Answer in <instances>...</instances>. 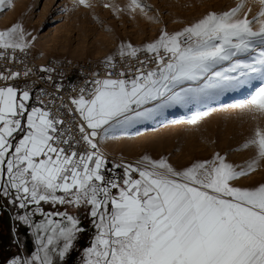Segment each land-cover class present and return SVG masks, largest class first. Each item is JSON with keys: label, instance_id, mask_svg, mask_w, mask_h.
I'll return each instance as SVG.
<instances>
[{"label": "rangeland", "instance_id": "obj_1", "mask_svg": "<svg viewBox=\"0 0 264 264\" xmlns=\"http://www.w3.org/2000/svg\"><path fill=\"white\" fill-rule=\"evenodd\" d=\"M0 45L39 62L166 47L175 65L162 95L105 81L85 105L109 178L47 191L0 146V264L264 257V0H0Z\"/></svg>", "mask_w": 264, "mask_h": 264}, {"label": "built area", "instance_id": "obj_2", "mask_svg": "<svg viewBox=\"0 0 264 264\" xmlns=\"http://www.w3.org/2000/svg\"><path fill=\"white\" fill-rule=\"evenodd\" d=\"M174 67L166 47L115 52L103 59L39 62L29 49L0 45V89L31 95L45 115L49 146L71 163L98 153L97 139L82 117L103 82L112 81L126 91L155 89L162 95L170 87ZM41 159L46 155L33 161Z\"/></svg>", "mask_w": 264, "mask_h": 264}, {"label": "crops", "instance_id": "obj_3", "mask_svg": "<svg viewBox=\"0 0 264 264\" xmlns=\"http://www.w3.org/2000/svg\"><path fill=\"white\" fill-rule=\"evenodd\" d=\"M50 136L45 115L29 93L0 89V146L15 173L34 180L47 191L63 194L103 180L110 163L94 155L71 163L49 146ZM41 155H46V159L33 161ZM201 257L200 261L197 256L194 260L206 264ZM247 264H264V257Z\"/></svg>", "mask_w": 264, "mask_h": 264}, {"label": "bare ground", "instance_id": "obj_4", "mask_svg": "<svg viewBox=\"0 0 264 264\" xmlns=\"http://www.w3.org/2000/svg\"><path fill=\"white\" fill-rule=\"evenodd\" d=\"M103 83H104V82H103ZM103 85H104V84H103ZM101 87H102V86H101ZM101 87H100V89H101ZM102 88H103V87H102ZM100 89H99V91H100ZM102 91H103V90L101 89L100 92H102ZM125 91H126V90H125ZM106 92H107V91H106ZM119 93H120V92H119ZM119 93H118L119 97H120V96H121V97H126V96H127V92L120 93V94H119ZM103 94H106V93H103ZM117 98H118V97H117ZM100 104H101V103H100ZM82 119H83V118H82ZM83 124H84L85 127L89 130V132H91V134L94 133V134L97 136V138L99 139V141H98V142H99V147L101 146V149H100V150H101V151H104V150H105V147H103L102 144L104 145V142H105L104 138H105V136H104L103 139H102L101 136H102V134L104 133V131H105L106 128H101V129H98V130H95V129H94V130H93V129H91L90 127H87L84 121H83ZM107 134H108V133H107ZM107 134H106V135H107ZM95 135H94V136H95ZM103 135H104V134H103ZM108 136H109V135H108ZM100 142H101V145H100ZM167 261H168V260H167ZM163 263H164V262H163ZM166 263H168V262H166ZM166 263H165V264H166Z\"/></svg>", "mask_w": 264, "mask_h": 264}, {"label": "trees", "instance_id": "obj_5", "mask_svg": "<svg viewBox=\"0 0 264 264\" xmlns=\"http://www.w3.org/2000/svg\"><path fill=\"white\" fill-rule=\"evenodd\" d=\"M103 175H104L106 178H109V173H108V171L105 170V171L103 172Z\"/></svg>", "mask_w": 264, "mask_h": 264}]
</instances>
